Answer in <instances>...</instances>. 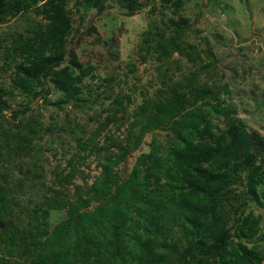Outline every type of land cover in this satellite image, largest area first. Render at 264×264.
<instances>
[{
  "label": "trees",
  "instance_id": "obj_1",
  "mask_svg": "<svg viewBox=\"0 0 264 264\" xmlns=\"http://www.w3.org/2000/svg\"><path fill=\"white\" fill-rule=\"evenodd\" d=\"M78 1L0 0V22L30 8L47 21L16 42L20 60L14 66L12 82L22 92L33 93L39 87L46 96L49 78L63 91L65 100L79 93L92 66L83 68L68 46L73 19L67 4ZM143 1L118 3L127 15H133ZM183 2L159 0L158 8L153 6L151 11L166 8L175 12ZM185 24L186 19L179 17L169 18L162 29L151 26L144 43L154 41L159 58L178 52L193 61L196 52L183 40ZM207 53L212 56L210 49ZM64 60L68 64L58 68ZM186 89L189 99L180 93ZM218 92L194 82H179L166 96L151 98L133 111L125 143L107 135L104 145L98 147L97 136L118 122L113 108L80 145L99 155L100 171L90 184L65 192L63 186L76 172L71 166L60 174L59 187H53L43 206L26 210L28 223L21 230L8 221L12 241L18 238V248L23 242L28 249L25 261L14 264H260L264 259L260 251L233 238L259 232L258 217L244 215V211L249 200L264 205V188L258 189L264 185V137L255 130L247 131L242 121L231 117L234 109L220 105ZM206 99L215 102L203 110L196 102ZM8 106L0 96V115ZM214 115L226 117L224 129L211 122ZM160 128L170 129L174 140L163 143L152 134L148 150L121 177L117 165L138 149L146 133ZM74 160H79L76 154L69 163ZM236 186L243 188L236 191ZM8 192L0 183V219L11 213ZM60 211L62 218L49 228L51 212ZM166 221L180 228L181 247L166 246ZM129 224L132 229L126 231ZM3 234L6 232L0 231V240H4Z\"/></svg>",
  "mask_w": 264,
  "mask_h": 264
},
{
  "label": "rangeland",
  "instance_id": "obj_2",
  "mask_svg": "<svg viewBox=\"0 0 264 264\" xmlns=\"http://www.w3.org/2000/svg\"><path fill=\"white\" fill-rule=\"evenodd\" d=\"M93 1L67 4L73 19L68 46L83 68L92 66L79 93L67 100L49 78L46 96L39 87L28 94L12 82L14 66L20 60L16 42L30 36L37 25L45 24L44 17L30 8L0 22V96L9 105L0 115V183L10 190L11 210L9 216L0 219V231L6 232L0 240V264L24 262L28 254L23 242L18 248L20 240L10 238L8 221L17 229L25 226L26 210L43 206L53 187H59L60 174H66L71 166L76 172L63 186L65 192L73 193L76 185H89L99 173V155L80 145L113 108L118 122L109 124L97 136L98 147L104 145L107 135L125 143L133 111L151 98L166 96L179 82L218 90L220 105L234 109L230 116L242 121L247 131L255 130L264 137V0H184L175 12L166 8L153 12L151 8H158L159 0H144L133 15H127L118 0ZM179 17L186 19L183 40L196 52L193 61L178 52L159 58L155 42L144 43L149 27L162 29L169 18ZM66 64L68 60L58 68ZM180 93L190 96L187 89ZM214 102L206 99L196 104L205 110ZM225 120L224 116L214 115L211 122L224 129ZM152 134L163 143L174 140L168 128L146 133L138 149L117 165L121 177L127 176L136 157L148 150ZM73 154L79 160L69 163ZM263 188L261 185L258 189ZM248 213L259 219L258 234L233 239L255 247L264 258V205L249 200L244 215ZM63 214L51 212L48 227H53ZM131 229L129 224L126 231ZM180 232L178 226L166 221V246L181 247Z\"/></svg>",
  "mask_w": 264,
  "mask_h": 264
}]
</instances>
